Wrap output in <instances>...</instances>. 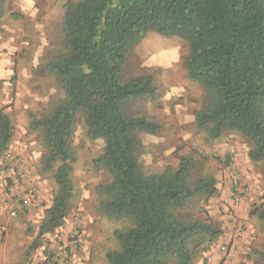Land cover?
<instances>
[{"label": "trees", "instance_id": "trees-1", "mask_svg": "<svg viewBox=\"0 0 264 264\" xmlns=\"http://www.w3.org/2000/svg\"><path fill=\"white\" fill-rule=\"evenodd\" d=\"M6 0H0V20ZM64 52L47 69L58 78L64 98L30 126L48 151L44 172L55 170L57 193L41 223L33 249L61 229L75 197L72 175L77 153L72 139L83 113L91 140L105 147L96 165L111 178L98 187L105 195L100 213L128 219L116 230L119 250L108 264H192L196 252L223 231L211 219L182 221L178 213L196 198H211L212 176L196 179L197 164L181 159L177 168L145 175L139 161V134L154 135L160 125L131 117L130 103L158 97L151 76L125 80L129 53L150 32L190 44L189 77L206 91L208 105L195 114L197 127L211 140L224 132L242 134L253 145L249 158L264 161V0H81L67 3ZM12 141V121L0 109V163ZM252 216L264 223V203ZM264 264V253H259Z\"/></svg>", "mask_w": 264, "mask_h": 264}, {"label": "rangeland", "instance_id": "rangeland-1", "mask_svg": "<svg viewBox=\"0 0 264 264\" xmlns=\"http://www.w3.org/2000/svg\"><path fill=\"white\" fill-rule=\"evenodd\" d=\"M79 1L6 0L0 20V109L12 121V141L0 163V264H108L106 253L120 249L114 232L131 226L128 219L100 213L105 195L98 187L111 182L96 165L105 144L89 138L80 113L72 139L76 193L69 215L61 229L32 248L57 185L55 170L44 172L48 149L31 128V115L40 118L64 98L47 64L66 50L65 6ZM190 52L187 41L150 32L126 58L124 79L151 76L158 90L155 100L127 107L131 117H147L161 127L154 135L139 134V161L144 174L151 175L192 158L196 179H216L211 198H196L178 213L186 222L211 219L223 231L218 240L199 248L192 264H263L264 223L252 213L264 203V161L250 160L253 145L242 134L226 131L211 140L197 127L195 114L209 98L189 77L185 61ZM236 198L240 205L235 209ZM243 205L244 216H239Z\"/></svg>", "mask_w": 264, "mask_h": 264}, {"label": "built area", "instance_id": "built-area-1", "mask_svg": "<svg viewBox=\"0 0 264 264\" xmlns=\"http://www.w3.org/2000/svg\"><path fill=\"white\" fill-rule=\"evenodd\" d=\"M230 170L233 172V169L232 168H230ZM231 172V173H232ZM240 205V200H239V198H236L235 200H234V208L236 209V208H238V206Z\"/></svg>", "mask_w": 264, "mask_h": 264}, {"label": "crops", "instance_id": "crops-1", "mask_svg": "<svg viewBox=\"0 0 264 264\" xmlns=\"http://www.w3.org/2000/svg\"><path fill=\"white\" fill-rule=\"evenodd\" d=\"M244 212H245V210H244V205L242 206V208L240 209V211H239V216H244Z\"/></svg>", "mask_w": 264, "mask_h": 264}]
</instances>
